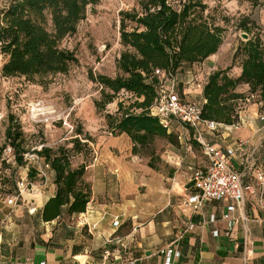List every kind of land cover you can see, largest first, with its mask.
Instances as JSON below:
<instances>
[{"label": "crops", "instance_id": "crops-1", "mask_svg": "<svg viewBox=\"0 0 264 264\" xmlns=\"http://www.w3.org/2000/svg\"><path fill=\"white\" fill-rule=\"evenodd\" d=\"M219 49L188 67L198 69L195 78L200 79L191 100L203 101L208 74L231 63L233 53L227 58ZM239 72L237 66L231 70L235 76ZM257 104H244L237 127L219 124L213 131L204 130L206 140L222 150L246 141L245 151L264 162V125L257 119ZM108 142L90 156L79 153L81 161H76L78 156L73 160L74 165L86 160L83 179L91 187V199L78 214L63 212L44 221L42 209L56 192L54 171L41 159L28 165L35 171L37 192H23L13 204L0 203V264H166L158 250L172 242L178 247V255L170 258L173 264H264V206L254 194L236 210L230 227L221 217L227 201L206 200L198 210L186 203L194 191L192 170L207 166L202 150L196 160L176 156L169 172L150 166L151 156L144 157L145 165L139 164L125 133ZM114 146L118 152L109 149ZM116 217L119 223L114 226Z\"/></svg>", "mask_w": 264, "mask_h": 264}, {"label": "trees", "instance_id": "trees-1", "mask_svg": "<svg viewBox=\"0 0 264 264\" xmlns=\"http://www.w3.org/2000/svg\"><path fill=\"white\" fill-rule=\"evenodd\" d=\"M100 0H10L0 9V55L5 57L1 75L23 76L32 80L37 76L63 73L71 62L77 61L72 50L61 47V41L77 31L87 9ZM203 0H137L130 10L119 11V42L123 46L116 59L121 74L110 77L93 75L100 86L101 100L95 107L102 109L123 91L133 97L126 107L118 104L116 114H105L108 129L115 134L125 133L132 142V151L148 146L154 137L175 141V136L163 127L149 112L161 86L155 74L159 69L177 79L186 67L197 64L215 53L221 46L225 28L216 23V17L205 14ZM254 22L243 16L236 28L248 38L240 39L231 63L211 71L202 87L201 118L221 124H234L244 104L256 98L264 108V38L252 33ZM234 66L240 68L237 76L231 74ZM246 85L245 92L239 90ZM75 126L71 132L72 146L55 148L42 145L34 150L54 171L56 192L45 203L41 218L44 221L84 212L90 199L91 187L83 175L86 160L73 164L75 154L81 153L91 136ZM5 137L17 165L25 162L23 133L17 121L10 116ZM152 166L153 162H149ZM33 168L27 176L33 181Z\"/></svg>", "mask_w": 264, "mask_h": 264}, {"label": "rangeland", "instance_id": "rangeland-1", "mask_svg": "<svg viewBox=\"0 0 264 264\" xmlns=\"http://www.w3.org/2000/svg\"><path fill=\"white\" fill-rule=\"evenodd\" d=\"M9 2L10 0H0V9L6 7ZM203 2L207 4L205 14L214 15L216 23L226 29L219 47L224 49V57L229 58L242 39L243 31L236 28V24L243 16L255 23L252 33H258L264 38V0H203ZM136 5L137 0H100L97 5L89 7L85 18L79 22L77 31L61 41V47L72 50L77 58V61L71 62L63 73L37 76L32 80H27L23 76L5 77L1 75V65L5 57L0 55V203L7 204L8 196L16 190V182L25 173L28 174L29 169H26V163L17 165L12 156L5 154L6 148L10 147L5 137L10 116H13L14 121L20 126L26 150L42 145L55 148L60 144L70 148L72 144L69 137L78 125L83 128L81 135L83 139L85 133H91L87 146L81 150L83 157L90 156L93 151L104 149L107 144L109 145L110 138L119 135L108 129L104 115L116 114L119 103L128 107L134 99L120 91L111 103L97 109L95 101L102 99L100 86L90 79L89 72L110 77L121 74L116 68V59L123 50L119 42V11L130 10ZM180 73L177 79L183 81L174 79L172 85L175 91L176 88L180 89V92H177L182 98L191 100L195 98V89L200 83V79L195 78L198 69L195 71L186 67ZM251 102L258 103L256 98ZM257 105L259 111L257 119L264 125V121L258 117L264 114V108L261 109L259 103ZM168 130L175 136V141L154 137L150 145L137 151L136 154L140 157L139 164L145 165L144 157L151 156L152 167L168 171L174 170L176 156L196 160L202 155L200 152L202 147L193 138L190 129L177 119H172ZM178 136H181V139ZM100 140L103 141L102 144ZM262 148L264 147L261 146L260 151ZM109 149L119 151L115 146ZM190 152L194 153V156ZM131 153L133 154L132 149ZM77 156L79 159L76 161H81L79 153L74 155L73 160ZM27 178L29 179L28 176Z\"/></svg>", "mask_w": 264, "mask_h": 264}, {"label": "built area", "instance_id": "built-area-1", "mask_svg": "<svg viewBox=\"0 0 264 264\" xmlns=\"http://www.w3.org/2000/svg\"><path fill=\"white\" fill-rule=\"evenodd\" d=\"M155 74L160 78L161 86L149 108L150 114L156 116L161 125L167 129L174 118L188 126L192 130L193 138L199 142L203 154L207 158L206 167L192 170L194 191L187 197L186 203L193 210H198L206 200L227 201L226 209L221 217L229 227L234 221L236 210L243 206V202L248 196L254 194L258 205L264 206V162L258 163L252 152L245 151L246 141L238 140L225 150L208 142L204 130L213 131L221 123L201 118L202 101L182 98L172 85L175 78L169 73L156 69ZM258 117L264 121V114ZM240 122L239 118L232 126L237 127ZM70 129L72 130L73 127ZM40 148L41 146L24 153L26 169L29 164L40 159L44 160L34 151ZM5 154H12L11 147L6 148ZM262 157H264V149H262ZM44 163L46 167L49 166L45 161ZM246 179L248 181H245ZM23 192L32 194L37 192L33 181L27 178L26 173L16 182V190L8 196L7 204L16 203ZM118 223L116 217L113 225L116 226ZM158 253L166 256V264H173L170 258L178 255L177 244L172 242L168 246L160 248ZM39 264H45V261H41Z\"/></svg>", "mask_w": 264, "mask_h": 264}, {"label": "water", "instance_id": "water-1", "mask_svg": "<svg viewBox=\"0 0 264 264\" xmlns=\"http://www.w3.org/2000/svg\"><path fill=\"white\" fill-rule=\"evenodd\" d=\"M241 37L243 40L247 39L248 38V35L244 32L241 33Z\"/></svg>", "mask_w": 264, "mask_h": 264}]
</instances>
